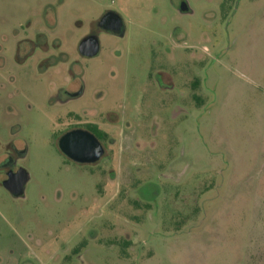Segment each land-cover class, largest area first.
I'll use <instances>...</instances> for the list:
<instances>
[{"label":"rangeland","instance_id":"1","mask_svg":"<svg viewBox=\"0 0 264 264\" xmlns=\"http://www.w3.org/2000/svg\"><path fill=\"white\" fill-rule=\"evenodd\" d=\"M96 1L68 0L63 24ZM103 1L126 34L84 58L86 30L59 27L67 84L22 43L57 0H0V155L26 151L29 176L14 196L0 175V264H264V0ZM85 111L114 141L97 164L58 148Z\"/></svg>","mask_w":264,"mask_h":264},{"label":"flooded vegetation","instance_id":"2","mask_svg":"<svg viewBox=\"0 0 264 264\" xmlns=\"http://www.w3.org/2000/svg\"><path fill=\"white\" fill-rule=\"evenodd\" d=\"M67 1L68 0H57V3L55 4L45 5L38 13L39 20L35 21L30 19L28 23L23 26L24 30H29L32 33H30V36L27 35L22 43L27 46L24 50V58L26 60L38 57L41 66H46L47 68H59L58 70H60L61 74L66 75L67 81L65 83L68 84V82H70V77L72 76L71 67L75 63L70 60L68 54L63 53L62 56H60L58 53L61 47V42L58 38H55L52 35L53 33L55 34L59 27L62 26L69 30H86V35L81 39L78 48L79 54L84 58H95L100 54L102 46L101 36L105 35L114 38L123 37L126 34L127 27L122 12L113 5L115 2L112 1L111 3L106 4L103 0L96 1V5L100 8L98 16H95L93 19H87L88 21H84L85 19L80 15L81 13L76 15L79 9L73 8L72 11H69V16L73 21L70 22L69 27L65 26L62 19L64 15L63 13L65 12L64 10L67 8ZM223 1L225 2L227 0ZM176 9L183 15L192 14L193 12L187 0H179ZM82 43L86 44L85 47L88 48V50L93 43H97L98 52L95 55L83 54L80 51V45ZM17 51L18 54L22 51L21 44ZM83 94V86L79 89L71 90L66 87L58 89V95L62 97V104L78 100ZM88 117L87 111L82 114L69 113V121L70 123H74V125L69 126L58 141V148L62 155L68 161L81 165L97 164L105 158L112 157L108 145H112L114 141L109 137L107 132L101 129L99 124L86 120ZM70 134H74V136L64 144L63 139ZM25 156L26 151H21L13 146H8L6 151L0 155V175L4 176L2 184L6 190L8 189L5 186V182L10 176L23 170L16 165L18 161ZM28 179L29 176L27 174V181ZM10 193L13 194L12 192Z\"/></svg>","mask_w":264,"mask_h":264},{"label":"water","instance_id":"3","mask_svg":"<svg viewBox=\"0 0 264 264\" xmlns=\"http://www.w3.org/2000/svg\"><path fill=\"white\" fill-rule=\"evenodd\" d=\"M86 44L82 43L80 45V51L85 55H95L98 52L97 43H93L91 48L85 47ZM75 134V133H74ZM70 134L63 139V143L66 144L67 141L74 136ZM87 136V135H86ZM27 182V173L24 170H20L17 174L11 175L10 178L5 182L6 188L12 192L15 196H20L24 192V186Z\"/></svg>","mask_w":264,"mask_h":264}]
</instances>
